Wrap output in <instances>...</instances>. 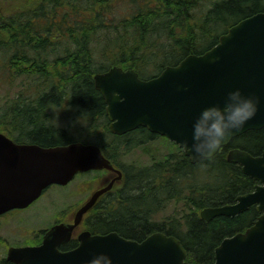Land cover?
<instances>
[{
	"label": "trees",
	"instance_id": "trees-1",
	"mask_svg": "<svg viewBox=\"0 0 264 264\" xmlns=\"http://www.w3.org/2000/svg\"><path fill=\"white\" fill-rule=\"evenodd\" d=\"M261 11L264 0H0V86L27 80L5 102L0 131L18 142L44 146L94 141L121 166L120 155L160 135L145 127L114 134L95 73L117 64L153 77L188 54L211 48L233 24ZM60 108L83 123L75 129L74 123L60 126L54 114ZM13 128L20 130L18 135ZM171 143L176 152L163 159L153 157L140 168L122 167L127 191L99 203L86 226L137 240L163 231L182 241L188 260L213 264L223 239L246 230L259 212L252 206L236 216L207 221L201 210L232 203L254 190L256 181L228 161L227 153L240 147L260 154L264 127L245 132L211 160L195 164ZM170 202L173 211L161 216ZM78 242L73 238L63 249ZM0 264L14 263L4 258Z\"/></svg>",
	"mask_w": 264,
	"mask_h": 264
},
{
	"label": "water",
	"instance_id": "water-1",
	"mask_svg": "<svg viewBox=\"0 0 264 264\" xmlns=\"http://www.w3.org/2000/svg\"><path fill=\"white\" fill-rule=\"evenodd\" d=\"M94 82L105 99L113 133L121 135L144 126L175 141L196 163L182 141L190 135L199 111L222 101L229 90L242 88L262 100L256 116L221 147L236 136L264 127V11L240 20L210 49L187 55L156 77L143 79L135 69L115 65L96 73ZM228 160L239 163L259 183L254 191L239 195L234 204L206 207L201 216L208 221L220 215L235 216L254 204L261 214L245 231L226 237L216 247L213 264H264V150L253 155L233 148ZM90 169L116 170L99 144L79 140L51 146L19 143L0 132V215L29 206L49 185L67 184L79 171ZM110 188L97 190L77 209L73 222L53 225L42 243L11 246L7 260L14 264H84L104 251L115 264H197L187 260L188 251L177 236L162 231L137 240L115 230L92 233L87 229L78 235L76 247L61 249L71 241L85 213Z\"/></svg>",
	"mask_w": 264,
	"mask_h": 264
},
{
	"label": "rangeland",
	"instance_id": "rangeland-1",
	"mask_svg": "<svg viewBox=\"0 0 264 264\" xmlns=\"http://www.w3.org/2000/svg\"><path fill=\"white\" fill-rule=\"evenodd\" d=\"M211 39L206 43H210ZM27 82L25 77L20 78L14 84L3 83L0 86V116L5 114V102L16 96L18 90ZM20 83V84H19ZM25 87V86H23ZM55 113L57 123L66 125L73 129L80 126L79 118H75L74 113L67 112L63 108ZM77 119V120H76ZM83 123V122H81ZM19 129L12 130L13 135L19 134ZM147 145V146H146ZM144 148H148L144 152ZM175 147L162 137H152L145 141L144 146L135 147L130 152L120 155L119 162L123 167L150 165L155 159H163L171 152H176ZM153 155V156H151ZM140 168V167H139ZM138 169V168H137ZM100 177L95 172L77 174L68 186H57L52 184L49 186L29 207L22 210H12L4 216L0 217V262L7 256L10 246L17 244H25L37 241L38 234L43 229L50 227L52 224L61 219L73 218L75 211L80 205L88 201L96 186H78L79 183L91 178ZM106 175L102 177L104 180ZM92 189V190H89ZM174 209V203L170 202L167 209L162 210L161 216H167ZM85 226V227H84ZM83 228H86L84 224Z\"/></svg>",
	"mask_w": 264,
	"mask_h": 264
},
{
	"label": "clouds",
	"instance_id": "clouds-1",
	"mask_svg": "<svg viewBox=\"0 0 264 264\" xmlns=\"http://www.w3.org/2000/svg\"><path fill=\"white\" fill-rule=\"evenodd\" d=\"M261 96L242 88L229 90L222 101L203 107L195 116L191 133L182 143L194 160H211L220 147L244 128L260 110ZM84 264H115L108 252H97Z\"/></svg>",
	"mask_w": 264,
	"mask_h": 264
},
{
	"label": "flooded vegetation",
	"instance_id": "flooded-vegetation-1",
	"mask_svg": "<svg viewBox=\"0 0 264 264\" xmlns=\"http://www.w3.org/2000/svg\"><path fill=\"white\" fill-rule=\"evenodd\" d=\"M14 130V128H13ZM110 158V157H109ZM111 159V158H110ZM112 160V159H111ZM113 161V160H112ZM114 165H115V168L116 170L119 169V166L116 162H114ZM95 172L96 175H100V177H93L91 179H88L84 182H81L78 184V186H96V188L93 190L91 196L94 194L95 191H97L98 189H101V188H104V186H107L109 184H112L115 188V194L116 195H120L124 189H125V186H129L128 183L126 182L127 180V177L125 175V173L122 175V177H119V173L116 172L115 170H109V169H103V170H90V171H87V172H83V173H79V174H84V173H88V172ZM106 175V178L103 180L102 177ZM125 175V176H124ZM68 184H57V186H68ZM93 189V188H92ZM89 188V190H92ZM91 196L87 199L89 200L91 198ZM108 197V193H105L102 197L99 198V200L97 201V203L95 204V207L97 205H99V203H104L105 200ZM15 210H22V209H15ZM94 210V209H93ZM76 212V211H75ZM7 214V213H6ZM4 214V215H6ZM4 215H1V216H4ZM90 215L91 213H87L84 215V218L82 220V222L75 228L74 232H73V237H78L79 233H81L83 230L87 229V228H83L84 224H86V222L89 220L90 218ZM0 216V217H1ZM73 219H74V216L73 218H66V219H61V220H58L57 222H55L54 224L58 223V222H63V221H66V222H73ZM52 224V225H54ZM51 225V226H52ZM50 226V227H51ZM46 228L44 230L41 231L40 234H38L39 236V239L37 241H34V242H31L29 244H17L15 246H21V245H36V244H40L43 240V237L45 235V233L47 232V230L50 228ZM85 227V226H84ZM70 243V242H69ZM69 243H66V244H63L61 247L63 248L65 245L69 244ZM7 257V256H6ZM6 257H4L6 259ZM3 258V259H4ZM2 259V260H3Z\"/></svg>",
	"mask_w": 264,
	"mask_h": 264
}]
</instances>
